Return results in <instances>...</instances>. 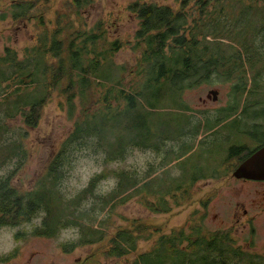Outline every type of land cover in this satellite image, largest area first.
Returning a JSON list of instances; mask_svg holds the SVG:
<instances>
[{"label":"rangeland","instance_id":"rangeland-1","mask_svg":"<svg viewBox=\"0 0 264 264\" xmlns=\"http://www.w3.org/2000/svg\"><path fill=\"white\" fill-rule=\"evenodd\" d=\"M19 1L0 0V56L4 54V48L9 47L19 60L29 58L40 52L35 48L37 45L42 50L55 36L62 44L59 54L65 65L67 53L64 48L69 38L80 33L77 44L91 34L99 36L95 45L86 38L89 57L94 56L90 52L92 49L107 51L111 41H116L118 47L107 53L110 62L102 61L97 72L104 75L105 80L91 81L89 91L84 95L74 93L72 114L63 94L54 90L40 109L35 127L27 126L21 112L14 109L22 102L23 95L32 97L36 90L35 81L19 83L17 88L13 83L18 79L15 74L10 80L0 81V123L3 127L7 125L0 138V149L9 143V139H15L21 142L26 152L21 156V166L12 175V183L23 190L34 188L36 182L44 178L59 144L72 131L77 113L85 110L89 121L110 123L112 134L107 133V136L113 147L119 146L117 140L130 147H125L121 160L102 164L101 153L94 155L93 150L88 149L90 145L85 148L79 146L81 149L73 151L76 156L60 165V191L69 197L101 170L137 171L142 176L146 173L143 180L146 183L141 189L143 199L135 195L114 208L113 212L104 210L97 218L103 217L106 233L114 231L115 225H128L132 219H139L146 226L144 235L156 228L159 231L151 238H138L136 250H130L120 258L102 255L105 241L77 245L72 251L65 252L60 247L61 243L76 240L78 228H61L51 237L31 236L30 231L40 224L42 212L39 211L18 225L0 226V264H129L138 253L150 250L160 234L170 233L181 226L187 234L193 233L192 228L198 226L205 236L216 230L227 231L231 247L239 248L254 258L250 261L245 255L242 258L245 261H234V264H264V192L256 193L250 201L252 182H234L226 178L223 165L230 168L239 160L240 154L236 152L229 156L228 149L212 140L213 134H208L205 127L208 117L215 115V109L226 106L231 100L233 81L216 78L180 88L168 71L153 80L156 70H145L139 62L141 46H137L138 38L135 36L139 19L128 9L134 0H88L78 7L71 4L73 0H35L27 16L15 18L12 13ZM141 1L168 5L173 9L179 6V0ZM192 3L191 0L187 7ZM223 6L218 12L210 5L204 13L194 12L196 25H208L206 29L211 33L206 35L208 41L220 38L226 54L231 49L225 44L240 40L244 33L247 36L260 34L263 39H259L264 41V9L256 4L248 13L245 12L248 18L244 19L240 3L225 0ZM210 22L213 25L210 26ZM43 54L46 63L56 62L57 58ZM32 67H29L32 73L36 72L41 77L40 72ZM8 83L11 86L7 87ZM63 84L64 81L60 86ZM109 87L112 88L109 94L111 108L106 113L100 96ZM119 88L134 96L132 106L128 99L117 94ZM209 90L216 91L214 100L212 95L207 97ZM255 97L249 96V101ZM239 100V108L231 114H239L240 106L244 104L241 98ZM257 107L264 109V102ZM86 116L84 120H87ZM4 154L0 150L1 158ZM224 158L229 160L224 162ZM18 162L17 157H12L0 164V178ZM115 181L109 174L97 183L95 191L106 193L113 188ZM145 198L157 206L166 203L168 209L153 211ZM243 209H246V214H243ZM18 231H23L24 235L16 240L14 234ZM90 254L96 258L84 260Z\"/></svg>","mask_w":264,"mask_h":264},{"label":"trees","instance_id":"trees-1","mask_svg":"<svg viewBox=\"0 0 264 264\" xmlns=\"http://www.w3.org/2000/svg\"><path fill=\"white\" fill-rule=\"evenodd\" d=\"M87 1L73 0L71 4L78 7ZM190 1L179 0L177 9L141 0H134L128 5V9L135 13L139 19L135 36L138 38L137 46H141L140 65L144 66L145 70L147 68L156 70L153 80L168 71L171 73V78L180 84V88L191 87L200 81L209 82L216 78H220L222 81L232 80L231 100L226 106L220 107L218 113H234L239 108V99L241 98L244 104L240 106L239 114L264 115V109L257 107L264 102V41L261 40L262 36L257 33L247 36L244 33L240 40L236 39V42L232 40L225 44L231 49V52L226 54L220 38L213 41L206 39V35L211 34L206 29L208 25L207 23L196 25L194 15V12L204 13L208 5L218 12L224 7L225 0H192V5L187 7ZM232 1L241 4V15L244 19L248 18L246 13L256 4L260 9H264V0ZM34 4L35 0L19 1L12 13L13 17L27 16ZM209 25H213L212 22ZM196 30L200 35L195 32ZM80 34L69 38L66 48H64L67 53L65 65L59 54L62 44L60 39L55 36L51 37L47 46H41L44 49L37 48V45L35 48L40 52L23 60H19L9 47L4 48L5 52L0 56V81L10 80L13 74L18 78L13 82L16 84V88L19 83L35 81L36 90L33 91L32 97L28 98L27 95H23L20 105L14 107L18 112H21L23 122L27 126L35 127L37 125L40 109L47 103L54 90L63 94L67 106H69V113L72 114L74 93L84 95L89 91L91 81L105 80V76L97 74V72L102 61L110 62L107 53L114 52L118 43L111 41L107 51L97 52L92 49L90 52L94 56L89 57L86 38L92 45H95L99 36L91 34L82 38L81 43L77 44ZM213 37L215 38V35ZM83 42L85 44H82ZM42 52L48 53L51 58H57L56 62L46 63ZM28 54H31V49ZM31 66L42 76L39 77L36 72L32 73V70L29 69ZM248 72L250 73L248 74ZM62 81L64 84L60 86ZM6 86L9 87L11 84L8 83ZM57 86L60 87L56 88ZM111 90L110 87L106 88L104 90L106 92L100 96V102H102L106 113L111 108L109 103ZM125 92L122 88L117 90V94L128 99L132 106L134 96ZM251 95H256V97L249 101ZM238 97L239 99H237ZM86 113L85 110L77 113V121L75 120L72 131L61 141L45 170L44 178L37 181L34 188L23 190L12 183V175L21 166V156L26 153L21 142L9 139V143L3 145L5 147L0 150L5 154L2 158L0 157V164L12 157H17L19 162L7 175L0 178V226L18 225L30 220L40 211L42 212L40 224L30 231L31 236L51 237L56 235L61 228L77 227L76 240L61 243L60 247L63 251L70 252L75 246L81 244L105 241L101 250L102 255L120 258L128 251L136 250L135 241L138 238H151L159 229L156 228L144 235L146 226L141 220L132 219L128 225H115L114 231L106 233L105 227H103V217L97 218V216L106 209L113 212L114 208L135 195L143 199L141 189L146 183L143 180L147 174L142 176L138 175L137 171L127 172L122 169L101 170L95 172L83 187L66 197L58 187V180L61 177L60 165L70 160L71 156H76L73 155L75 154L74 150L90 145L88 149H92L94 155L98 152L101 153V163L106 164L114 160H121L125 155V147H130L126 142L118 141V135L116 140L119 146L113 147L107 136V133L112 134L110 123L105 120L98 123L89 121ZM80 116L81 120L79 119V121ZM84 116L87 120L83 119ZM83 121L86 122L83 123ZM6 130L7 125L3 127L0 123V138ZM90 140L91 143H88ZM231 153L236 152L233 153L232 150ZM244 155L245 153L242 154V156ZM109 174L116 179L113 188L106 193L96 192L97 183ZM145 200L153 211L168 209L166 203L157 206L149 199L145 198ZM124 221L128 220L124 219ZM192 229H194L193 233L187 234L181 226L178 229H172L170 233L160 234L150 250L138 253L129 264H234V261L244 260L242 258H245V255L249 257L250 261L254 259L239 248L231 247V239L227 231L216 230L205 236L201 234V229L198 226H194ZM23 235V231H18L14 234V238L18 240ZM95 258L96 256L90 254L84 260L90 261Z\"/></svg>","mask_w":264,"mask_h":264},{"label":"flooded vegetation","instance_id":"flooded-vegetation-1","mask_svg":"<svg viewBox=\"0 0 264 264\" xmlns=\"http://www.w3.org/2000/svg\"><path fill=\"white\" fill-rule=\"evenodd\" d=\"M13 7H16L13 4ZM219 108L215 109V115L208 117L206 121V132L213 134L212 140L219 145L225 146L229 154L231 151L238 152L239 160L234 162L230 168H226V178H230L234 182H252L253 188L250 191V201L256 193L264 192L263 180L236 178L232 175L234 167L254 149L264 144V115H241V114H220ZM207 117V116H206ZM197 130V128H196ZM251 144V145H249ZM245 153L244 156L242 154ZM229 158H224V162ZM233 163V162H232ZM264 198V197H262ZM243 214H246V209H243Z\"/></svg>","mask_w":264,"mask_h":264},{"label":"water","instance_id":"water-1","mask_svg":"<svg viewBox=\"0 0 264 264\" xmlns=\"http://www.w3.org/2000/svg\"><path fill=\"white\" fill-rule=\"evenodd\" d=\"M216 98V91L209 90L207 97ZM236 178L263 180L264 179V144L254 149L244 157L233 169Z\"/></svg>","mask_w":264,"mask_h":264}]
</instances>
